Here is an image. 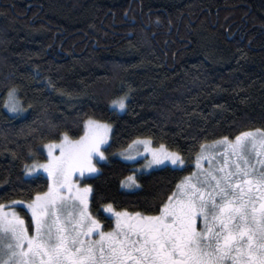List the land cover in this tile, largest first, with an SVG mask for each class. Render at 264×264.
<instances>
[{
  "label": "trees",
  "instance_id": "obj_1",
  "mask_svg": "<svg viewBox=\"0 0 264 264\" xmlns=\"http://www.w3.org/2000/svg\"><path fill=\"white\" fill-rule=\"evenodd\" d=\"M89 118L112 126L106 160L85 178L103 230L115 226L109 203L156 214L201 145L264 130V0H0V203L30 221L26 203L49 179L25 165ZM137 138L185 165L138 171L121 156ZM131 173L140 186L128 190Z\"/></svg>",
  "mask_w": 264,
  "mask_h": 264
},
{
  "label": "snow or ice",
  "instance_id": "obj_2",
  "mask_svg": "<svg viewBox=\"0 0 264 264\" xmlns=\"http://www.w3.org/2000/svg\"><path fill=\"white\" fill-rule=\"evenodd\" d=\"M125 99L113 103L124 109ZM9 107L15 111L17 104ZM110 129L89 118L83 135L72 139L64 132L59 143L45 145L46 161L25 165L28 173L43 169L48 188L26 203L30 221L15 211L17 202L0 203V264H264V130L201 145L196 170L154 215L105 205L115 226L104 231L89 210L91 185L80 187L71 177L97 171L93 160L105 159L102 145ZM133 145L151 153L149 167L185 163L163 144L152 148L148 138H137L129 149Z\"/></svg>",
  "mask_w": 264,
  "mask_h": 264
},
{
  "label": "rangeland",
  "instance_id": "obj_3",
  "mask_svg": "<svg viewBox=\"0 0 264 264\" xmlns=\"http://www.w3.org/2000/svg\"><path fill=\"white\" fill-rule=\"evenodd\" d=\"M13 101L17 104V108H16L15 111H18L19 106H18V102H17V98H16V96H14V97H10V103L13 102ZM118 109H119V108H118ZM10 110L13 111L11 108H10ZM119 110H124V109H119ZM91 119H93V120H98V119H94V118H91ZM98 121H101V122H103V123H106V124L111 125L110 123H108V122H104V121H102V120H98ZM111 132H112V126H111L110 131L107 133V143L104 144V145H102V150H103V151L105 150V147L108 145V143H109V141H110V138H111ZM248 132H254V131H248ZM82 135H83V134H82ZM72 139H73V138H72ZM143 139H145V138H143ZM143 139H141V140H143ZM148 139H149V138H148ZM230 139H231V140H235V137H234V138H230ZM59 141H60V140H59ZM59 141H56V142L59 143ZM150 141H151V140H150ZM49 143H50V142H49ZM47 144H48V143H47ZM47 144H45V145H47ZM213 144H214V143H213ZM213 144H209V145H213ZM150 146H151L152 148H159V146L154 145L152 141H151V145H150ZM215 147H216V151H217V153H219V152H220V147H219L218 145H216ZM44 149H45V153H46V158H45L44 160H34V161H38V162H40V163H43L44 161H46V160L48 159V149H47V147H45ZM137 150L139 151V155H137ZM165 150L170 151V152H177V151L170 150V149H168L167 147H165ZM53 151H54V153H55L56 155H59V149H58V148L53 149ZM122 152H123V154L121 153V156H122V158H124V159H126V160L133 161V162H136V161H137V162H139V163H140V161H143L142 164H141V163H140V164L138 163V166L136 167V169H137L138 171H150V170H152V169H154V168L162 167V166H165V165H173V164H171L170 161H166V162H165L164 164H162V165L152 164V165L149 167V166H148V163H149V161L152 159V156H151V153H150V152H145V150H144V146H142V145H133V148H132V149L127 148L126 150H123ZM104 155H105V159H103V160L99 159V157H94L93 162L96 164L97 171L99 170V164H100L101 162H104V161L106 160V158H107V155H106L105 151H104ZM180 155H181V154H180ZM129 157H131V158H129ZM181 157L183 158L182 155H181ZM142 159H143V160H142ZM183 159H184V158H183ZM34 161H32L29 165H32ZM184 161H185V159H184ZM185 163H186V162H185ZM185 163L182 164V165L178 163V164H175L174 166H184ZM202 163L204 164V167H205V168L208 167V164H207V161H206V160H205V161H202ZM258 167H259V165H258ZM195 170H196V162H195ZM97 171L92 172V173H89V172L85 171L83 175H81L79 171H76V172H74V173L72 174L71 180H72L74 183L78 184L80 187H83L85 184L91 185V183L85 181V178H86V177H91L92 175L96 174ZM38 173H44L45 175H47V173H46L43 169H38V170H37L36 172H34V173H28L27 170H26V175H27V176H32V175H35V174H38ZM47 177H48V176H47ZM129 178H130V179H129ZM136 178H137V177L135 176V174H134V173H131V174H130V175H129V176L123 181V184H122L123 187L126 188V189H128V190H132V189H136V188H138V187L140 186V184H139V182H138V180H137ZM129 185H131V186H129ZM91 187H92V185H91ZM46 191H47V189H46ZM90 196H91V193L89 194V210H90ZM15 211H16L17 213H19L16 209H15ZM29 211H30V210H29ZM117 211H118V210H117ZM106 212H107V213H110V212H108L107 210H106ZM110 214L114 217V215H113L112 213H110ZM19 215H20V213H19ZM198 226H200L199 223H198ZM104 231H105V230H104Z\"/></svg>",
  "mask_w": 264,
  "mask_h": 264
}]
</instances>
